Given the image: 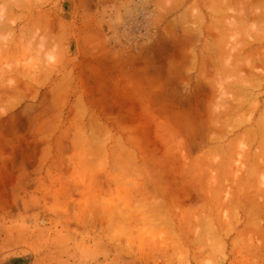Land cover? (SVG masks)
Wrapping results in <instances>:
<instances>
[{
	"label": "rangeland",
	"instance_id": "374dc122",
	"mask_svg": "<svg viewBox=\"0 0 264 264\" xmlns=\"http://www.w3.org/2000/svg\"><path fill=\"white\" fill-rule=\"evenodd\" d=\"M263 129L264 0H0V264H264Z\"/></svg>",
	"mask_w": 264,
	"mask_h": 264
},
{
	"label": "bare ground",
	"instance_id": "6f19581e",
	"mask_svg": "<svg viewBox=\"0 0 264 264\" xmlns=\"http://www.w3.org/2000/svg\"><path fill=\"white\" fill-rule=\"evenodd\" d=\"M226 59H227V58H226ZM227 60H228V59H227ZM224 63H226V62H223V64H224ZM224 66H227V63L224 64ZM228 68H229V67H228ZM233 69H234V68H233ZM233 69H232V70H233ZM234 71H235V69H234ZM236 78H238V77H236ZM243 79H244V81H245V78H243ZM243 79L241 80L240 78H238L239 81H240V80L243 81ZM235 80H236V79H235ZM236 81H237V80H236ZM241 81H240V82H241ZM240 82L237 81L236 84L239 83V86H240ZM242 83H243V82H242ZM216 84H217V83H216ZM218 84L220 85V82H219ZM218 84H217V86H218L217 89H218L219 87H221L222 89L225 88V87H223L224 85H220V86H219ZM234 84H235V83H234ZM236 84H235V87L237 86V88H238V85H236ZM243 85H245V84L243 83ZM242 87H243V88H242ZM237 88H236V89H237ZM241 88H242V90H245V89H244V86H242V84H241ZM241 88L239 87L238 91H236V92L240 93V91H242V90H240ZM238 93H237V94H238ZM241 93H243V92H241ZM244 93H246V92H244ZM244 93H243V94H244ZM243 94H242V95H243ZM242 95H241V96H242ZM244 95H245V94H244ZM246 95H248V94L246 93ZM248 97H249V95H248ZM242 98H244V100H242ZM245 98L247 99V96H245V97L243 96V97H241V99H238V100H240V101L242 100V102H243V101L246 100ZM246 102H247V100H246ZM243 103H244V102H243ZM229 107H230V106H229ZM231 107H232V106H231ZM233 107H234V111H235V108L237 107V105H235V106H233ZM239 108L242 109V107H239ZM239 108H237V109H239ZM223 109H224V108H223ZM223 109H221V110H223ZM228 109H229V108H228ZM228 109H226V110H228ZM218 110H220V109L218 108ZM221 110H220V112H222ZM236 111H238V110H236ZM214 112H215V111H214ZM223 112H224V111H223ZM223 112L221 113V116H225L226 113L224 114ZM207 116H208V115H207ZM215 116L218 117L216 114H215ZM215 116H214V117H215ZM211 117L213 118L212 114H211ZM207 119H208V121H209L210 116H208ZM215 120H216V119H215ZM215 120H213V122L211 121V122L214 124V126H215L216 124H218V121L216 120L217 123H215ZM219 125H220V123H219ZM211 126L213 127L212 124H211ZM254 126H255V125H254ZM257 126H259V125L257 124ZM261 128H262V127H261ZM261 128H260V129H261ZM247 130H251V129H247ZM247 130H246V131H247ZM252 130H253V129H252ZM253 131H254V130H253ZM253 131H251V132H253ZM255 131H256V130H255ZM251 132L248 133V134H249V135L252 134ZM253 133H254V132H253ZM254 134H255V133H254ZM259 141H260V142L262 141L261 144H262L263 141H264V129L262 130V134H261V137H260V139L258 140V142H259ZM182 143H183V142H182ZM181 145H182V144H181ZM183 147L185 148V147H187V145H184ZM262 148L264 149V147H262ZM171 150H172V149H171ZM208 153H209V152H208ZM254 159H256V158H254ZM164 161H165V160H164ZM164 161L162 162V164H160L161 167H162L161 170H163V166H162V165H163V163H165ZM263 161H264V160H263ZM179 164H181V163H179ZM179 164H177V165H179ZM202 164H203V163H202ZM254 164H255V162L253 163V161H252L251 164H250V168H251V166L253 165L254 168H252V169H253L254 171H257L259 166H258V165L255 166ZM257 164H259V162H257ZM260 164H261V161H260ZM260 164H259V165H260ZM262 164H263V162H262ZM164 165H165L166 167L169 166V165L167 166V164H164ZM199 165H200V164H199ZM199 165H198V167H201V166H199ZM263 165H264V164H263ZM165 166H164V167H165ZM224 166H225V165H224ZM172 167H173V166H172ZM172 167H169V168H172ZM176 167H177V166H175L174 168L176 169ZM179 167H182V166H178V168H179ZM194 167H195V165H194ZM263 167H264V166H263ZM263 167H262V169H264ZM178 168H177V172H178ZM227 168H228V167H227ZM227 168H226V169H227ZM172 169H173V168H172ZM172 169H171V170H172ZM195 169L200 170L199 168H196V167H195ZM195 169H194V170H195ZM202 169H203V168H202ZM220 169H221V168H220ZM220 169H219V170H220ZM180 170H181V169H180ZM186 170L188 171V169H186ZM221 170H224V171H225V168L223 169V166H222V169H221ZM169 171H170V170H169ZM169 171H168V173H169ZM174 171H175V170H174ZM192 171H193V169H192ZM192 171L190 170V173H191ZM201 171H202V170H201ZM249 171L251 172V170H249ZM249 171H248V172H249ZM160 172L162 173V171H160ZM160 172H159V173H160ZM175 172H176V171H175ZM177 172H176V174H177ZM195 172H197V171L195 170ZM195 172H194V173H195ZM222 172H223V171H222ZM152 173H154V172H152ZM173 173H174V172H173ZM180 173H182V172L180 171ZM260 173H261V172H260ZM108 174H109V173H108ZM157 174H158V173H157ZM164 174H165V173H164ZM174 174H175V173H174ZM188 174H189V173H188ZM191 174H192V173H191ZM110 175H111V174H110ZM152 175H154V174H152ZM155 175H156V174H155ZM158 175H159V178H160V175H161V174H158ZM172 175H173V174H172ZM172 175L170 174V176H172ZM185 175H187L186 172H185ZM185 175H183V177H184ZM192 175H193V177H194V174H192ZM251 175H252V174H251ZM262 175H263V174H262ZM163 176H164V175H163ZM163 176H162V177H163ZM174 176H175V175L172 176L173 178L171 177L172 180L175 179ZM189 176H191V175L189 174V175H188V178H187V177H186V178L184 177L185 180H186V179H190ZM255 176H256V175H255ZM257 176H258V175H257ZM260 176H261V174H260ZM263 176H264V175H263ZM153 177H154V176H153ZM153 177H152V179H153ZM155 177H157V176H155ZM155 177H154V178H155ZM168 177H169V176H168ZM175 177H176V176H175ZM193 177H192V178H193ZM110 178H111V177H110ZM171 178H170V179H171ZM184 178H183V179H184ZM252 178H253V176H252ZM254 178H255V177H254ZM254 178H253V180H254ZM114 179H115V178H114ZM147 179H149V178H147ZM163 179H164V177H163L161 180H163ZM243 179H244V178H243ZM250 179H251V178H250ZM250 179H249V180H250ZM260 179H261V178H260ZM166 180H168V182H172V181H169V179H167V178H166ZM177 180H178V179H177ZM244 180H245V179H244ZM253 180H250V181H248V182H250V184H251V183H253ZM263 180H264V177L262 178V181H263ZM110 181H112V180H110ZM114 181H115V180H114ZM116 181H117V180H116ZM118 181H119V179H118ZM120 181H121V180H120ZM251 181H252V182H251ZM147 182H148V180H147ZM151 182H152V181H151ZM161 182H162V181H161ZM166 182H167V181H166ZM174 182H175V180H174ZM174 182H172V183H174ZM243 182H244V181H243ZM246 182H247V181H246ZM254 182H255V181H254ZM117 183H118V182H117ZM119 183H120V182H119ZM119 183H118V184H119ZM156 183H157V182H156ZM180 183H181V182H180ZM185 183H186V184H185L186 186L189 185V183H188V185H187V181H186ZM197 183H198V181H197ZM144 184H145V183H144ZM151 184H152V183H151ZM153 184H154V183H153ZM166 184H168V183H166ZM176 184H178V181H176ZM245 184H246V183H245ZM255 184H256V183H255ZM113 185H116V183H113ZM121 185H122V184H121ZM145 185H146V184H145ZM147 185H148V183H147ZM147 185H146V188H147ZM155 185L157 186V184H155ZM158 185H159V184H158ZM164 185H165V184H164ZM179 185H180V184H179ZM219 185H220V184H219ZM246 185H248V184H246ZM252 185H253V184H252ZM252 185H251V186H252ZM256 185H257V184H256ZM116 186H120V185H116ZM124 186H125V185H124ZM124 186H120V187L125 188ZM149 186H150V185H149ZM173 186H175V185H173ZM176 186H177V185H176ZM244 186H245V185H244ZM144 187H145V186H144ZM165 187H166V186H165ZM181 187H182V186H181ZM181 187H180V188H181ZM192 187H193V186H192ZM220 187H222V186L220 185ZM220 187H219V188H220ZM146 188H145V189H146ZM150 188H152V187H150ZM153 188H155V187H153ZM157 188H158V187H156V189H157ZM177 188H178V187H177ZM182 188H183V187H182ZM216 188H218V186H217ZM247 188H248V187H247ZM247 188H246V189H247ZM252 188H253V187H252ZM143 189H144V188H143ZM147 189H148V188H147ZM187 189H188V188H187ZM187 189H185V191H186ZM253 189H254V188H253ZM259 189H260V187H259ZM259 189H258V191H259ZM123 190H124V189H123ZM153 190H155V189H152V191H153ZM142 191H143V190H142ZM144 191H145V190H144ZM148 191L151 193V189H150V190L148 189ZM155 191H156V190H155ZM155 191H153V192H154L153 194H155ZM180 191H181V190H180ZM187 191H189V190H187ZM210 191H213V190L210 189ZM217 191H218V190H217ZM258 191H256V193H257ZM164 192H165V191H164ZM173 192H174V191H173ZM213 192H215V191H213ZM122 193H123V192H122ZM126 193H127V192H126ZM145 193H146V192H145ZM158 193H159V192H158ZM175 193H176V192H175ZM182 193H185V192H182ZM189 193H190V192H189ZM250 194H251V192H250L249 194H247L246 196L249 197ZM168 195H169V192H168L167 196H168ZM174 195H175V194H174ZM184 195H186V194H183V196H184ZM257 195H258V194H257ZM169 196H171V195H169ZM208 196H209V194H208ZM243 196H244V195H243ZM254 196H255V195H254ZM172 197H173V196H172ZM188 197H189V196H188ZM210 197H211V195H210ZM212 197H214V195H213ZM212 197H211V198H212ZM238 197H239V195H238ZM250 197H251V196H250ZM255 197H256V196H255ZM174 198H175V196H174ZM239 198H240V197H239ZM252 198H253V197H252ZM124 199H125V198H124ZM165 199H166V198H165ZM169 199H170V201H172L171 198H169ZM184 199H185V198H184ZM186 199H187V197H186ZM246 199L248 200V198H246ZM249 199H250V198H249ZM167 200H168V198H167ZM233 200L235 201L236 199L234 198ZM233 200H230V201H232V203H234ZM240 200H242V199H240ZM152 201H153V200H152ZM242 201H243V200H242ZM126 202H127V201H126ZM153 202H154V201H153ZM165 202H166V200H165ZM167 202H168V201H167ZM167 202H166V203H167ZM173 202H174V201H173ZM227 202H228V201H227ZM159 203H160V202H159ZM148 204H150V203H148ZM148 204H147V205H148ZM155 204H156V203H154V204L152 205V203H151V205H150L151 208L153 207V208H152L153 210H154V205H155ZM222 204H223V203H222ZM158 205H159V204H158ZM248 205H249V204H248ZM250 205H252V204H250ZM156 206H157V205H156ZM254 206H255V205H254ZM160 207H161V206H160ZM144 208H145V207H144ZM146 208H147V207H146ZM146 208H145L144 210H140V211L143 213V211H145ZM248 208H249V206H248ZM250 208H253V207L250 206ZM250 208H249V209H250ZM141 209H143V208H141ZM116 210H118V209H116ZM250 210H251V209H250ZM113 211H115V210H113ZM120 211H122V210L120 209L119 211H117V212H118V215H119V214H120V215H124V214L127 215V214H128V213H126V209H123V211H122V212H124V214H122ZM149 211H151V209H150ZM167 211H168V210H167ZM111 212H112V211H111ZM154 212H155V214H156V212H159V211H158V210H157V211L155 210V211H153V213H154ZM162 212H163V211H161V213H162ZM96 213H97V212H96ZM114 213H115V212H113V214H114ZM130 213L132 214L131 211H130ZM147 213H148V212H147ZM150 213H151V212H150ZM150 213H149V214H150ZM163 213H166V212H163ZM111 214H112V213H111ZM143 214H144V213H143ZM149 214H147V215H149ZM159 214H160V213H159ZM159 214H158V215H159ZM169 214H170V213H169ZM114 215H115V214H114ZM126 215H125V217H127ZM147 215L143 216V218L145 219ZM163 215H164V214H162V216H160V217L163 218ZM165 215H166V214H165ZM165 215H164V217H165ZM128 216H130V215H128ZM99 217H100V216H99ZM104 217H106V216H104ZM118 217H119V216H118ZM147 217H148V216H147ZM156 217H157V215H156ZM119 218H121V216H120ZM119 218H118V220H119ZM123 218H124V217L122 216V220L124 221ZM129 218H130V217H129ZM165 218L169 221V219H168L167 216H166ZM165 218H163V219H165ZM169 218H170V217H169ZM93 219H94V218H93ZM98 219H99V218H98ZM101 219H102V218H101ZM111 219H112V217H111ZM94 220H95V219H94ZM106 220H107V219H106ZM120 220H121V219H120ZM122 220L120 221V224L123 223ZM126 220H128V218H127ZM157 220H160V219L157 218ZM157 220H156V221H157ZM96 221H97V220H96ZM96 221H94V223H95ZM101 221H103V220H101ZM111 221H112V220H110V222H111ZM142 221H143V220H142ZM145 221H149V222H150V220H148V219L145 220ZM92 222H93V221H92ZM92 222H91V223H92ZM106 222H107V221H106ZM106 222H104V223H106ZM110 222H109V223H110ZM117 222L119 223V221H117ZM161 222H162V224H163V221H161ZM164 222L166 223V220H165ZM100 223H101V222H100ZM124 223H125V222H124ZM101 224H102V223H101ZM110 224H111V223H110ZM110 224H108V225H110ZM144 224H145V223H144ZM148 224H149V223H148ZM151 224H152V223H151ZM156 224H157V223H156ZM95 225H96V224H95ZM104 225H105V224H104ZM121 225H122V224H121ZM160 225H161V224H160ZM100 226H101V225H100ZM105 226H106V225H105ZM111 226H112V225H111ZM94 227H95V226H94ZM102 227H104V226H102ZM99 230H100V229H99ZM174 234H175V233H174ZM176 236H178V235H176Z\"/></svg>",
	"mask_w": 264,
	"mask_h": 264
}]
</instances>
